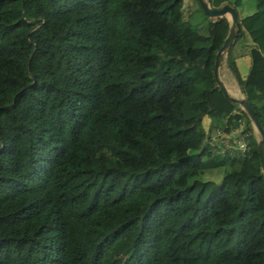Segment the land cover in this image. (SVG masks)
Segmentation results:
<instances>
[{"label": "trees", "instance_id": "obj_1", "mask_svg": "<svg viewBox=\"0 0 264 264\" xmlns=\"http://www.w3.org/2000/svg\"><path fill=\"white\" fill-rule=\"evenodd\" d=\"M252 1L235 27L253 45L245 76L231 44L225 62L264 137ZM183 8L0 0V264H264L257 139L212 73L229 20ZM240 127L243 150L210 143ZM213 167L218 183L200 178Z\"/></svg>", "mask_w": 264, "mask_h": 264}, {"label": "water", "instance_id": "obj_2", "mask_svg": "<svg viewBox=\"0 0 264 264\" xmlns=\"http://www.w3.org/2000/svg\"><path fill=\"white\" fill-rule=\"evenodd\" d=\"M201 10L209 17H216L225 15L229 20V26L226 35L223 38L221 45L216 49L215 56L212 64V73L215 79L217 86L223 90L225 95L232 101H235L239 104V106L244 110L247 117L250 120L252 127L257 131L259 137L256 140V148L259 157V165L261 172L264 176V137L263 130L258 122L256 115L254 114L251 106L247 103L244 97L233 98L229 97L225 91V87L222 81L218 77V66L222 57V54L226 52L227 48L232 43V40L235 35V27H237V12L233 6L228 3H222L219 6H211L209 5L207 0H199Z\"/></svg>", "mask_w": 264, "mask_h": 264}, {"label": "rangeland", "instance_id": "obj_3", "mask_svg": "<svg viewBox=\"0 0 264 264\" xmlns=\"http://www.w3.org/2000/svg\"><path fill=\"white\" fill-rule=\"evenodd\" d=\"M193 0H184V8H183V14L186 12L187 5L190 4ZM255 8L254 6V2L252 0H241L240 5L237 7V12L239 14V16H243L251 11H253ZM233 41V44L231 45V51L234 53V55L236 56V54L238 55V62H240V73L241 75L246 74L249 63H250V58H249V54H248V47H249V43H251L249 37L247 36L246 32L242 31L239 34L235 35V38ZM224 54V53H223ZM222 54V55H223ZM243 76V77H244ZM241 129V127H240ZM253 133L256 137V139H258L259 135L257 133V131L252 127ZM240 131V130H239ZM236 132V131H234ZM231 132L230 136L231 138L229 140H232V137H238V133H234ZM209 139L212 142H218L221 141L220 140V136H215L214 131L210 133V137ZM221 172H222V167H213V168H206L202 171V173L199 175L200 178L202 179H211L214 182L218 183L220 181L221 178Z\"/></svg>", "mask_w": 264, "mask_h": 264}, {"label": "crops", "instance_id": "obj_4", "mask_svg": "<svg viewBox=\"0 0 264 264\" xmlns=\"http://www.w3.org/2000/svg\"><path fill=\"white\" fill-rule=\"evenodd\" d=\"M234 38H235V35H234ZM234 38H233V40H234ZM232 44H233V41H232L231 45ZM252 46H253L252 45V42L249 43L248 51H249V49ZM231 53H232V55H233V57H234V59L236 61L238 70L240 72V62H238V55L236 54V56H235L232 51H231ZM217 73H218V77L222 81V83H223V85L225 87V91H226V93H227V95L229 97H233V98L244 97L243 96V93L240 90V87H239L238 83L236 82L234 76L231 74L230 70L228 69V67L226 65V62H225V53L221 57V60H220L219 66H218ZM240 75H241V73H240ZM241 76L243 77L244 75H241ZM237 105H238V103H237Z\"/></svg>", "mask_w": 264, "mask_h": 264}, {"label": "built area", "instance_id": "obj_5", "mask_svg": "<svg viewBox=\"0 0 264 264\" xmlns=\"http://www.w3.org/2000/svg\"><path fill=\"white\" fill-rule=\"evenodd\" d=\"M240 130V131H239ZM236 131L238 133V137H232V141L229 140L228 136H222L220 135L219 131H216L215 136L220 135V140L219 143L212 142L210 139V143L214 144L216 147H219L220 149H223L224 147H236L239 148L240 150H243L246 147V141L243 138V133L241 132L240 128L234 129L233 132ZM234 132V133H236Z\"/></svg>", "mask_w": 264, "mask_h": 264}, {"label": "clouds", "instance_id": "obj_6", "mask_svg": "<svg viewBox=\"0 0 264 264\" xmlns=\"http://www.w3.org/2000/svg\"><path fill=\"white\" fill-rule=\"evenodd\" d=\"M238 106H239V104H238ZM240 107V106H239ZM241 108V107H240ZM252 126V125H251Z\"/></svg>", "mask_w": 264, "mask_h": 264}]
</instances>
